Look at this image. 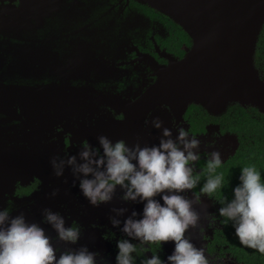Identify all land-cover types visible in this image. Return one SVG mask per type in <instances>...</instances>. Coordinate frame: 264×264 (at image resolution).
Returning <instances> with one entry per match:
<instances>
[{
	"label": "flooded vegetation",
	"instance_id": "1",
	"mask_svg": "<svg viewBox=\"0 0 264 264\" xmlns=\"http://www.w3.org/2000/svg\"><path fill=\"white\" fill-rule=\"evenodd\" d=\"M191 44L177 23L141 0H0V88L29 91L0 97V209L9 208L13 216L23 212L30 222H41L45 208L59 212L66 226L76 224L81 231L76 245L65 244L42 224L59 250L86 245L106 264H115L116 241L127 237L111 226L110 209H127L116 217L123 221L133 210L142 212L143 204L122 201L117 188L110 203L92 207L74 186L71 171L66 167L56 177L49 162L56 155H75L84 141L98 146L100 135L129 146L157 144L160 130L151 120L158 117L173 129V138L182 126L201 140L195 172L200 182L184 193L200 197L194 208L201 219L186 236L204 248L210 264H252L224 242L228 230L217 213L218 199L199 192L208 177L203 175L207 154L220 151L227 168L246 142L230 130L234 111L243 113L238 103L212 114L193 103L177 110L150 107L153 100L145 97L157 81V67L181 60ZM253 60L264 78V23ZM17 72L16 79L4 78ZM173 247L171 241L161 242V248L152 244L144 257L157 253L166 260ZM141 259L143 253L137 264Z\"/></svg>",
	"mask_w": 264,
	"mask_h": 264
},
{
	"label": "clouds",
	"instance_id": "2",
	"mask_svg": "<svg viewBox=\"0 0 264 264\" xmlns=\"http://www.w3.org/2000/svg\"><path fill=\"white\" fill-rule=\"evenodd\" d=\"M151 126L160 130L157 144L137 142L129 146L124 140L112 141L100 135L98 146L81 142L75 155L53 156L50 166L56 177L63 176L67 167L74 186L92 207L110 203L117 188L122 201L143 204L142 212L133 210L123 221L116 217L124 216L127 209H110L115 214L109 217L111 226L127 237L116 241L115 264H137L142 253L140 264H210L204 248H197L186 236L201 219L194 208V204L202 203L200 197L188 198L184 194L200 182L195 172L201 160V140L182 126L175 130L173 138V129L163 127L158 117L151 120ZM206 161L208 177L199 192L212 197L222 191L225 183L222 175L215 174L223 164L220 151L208 153ZM238 181L232 198L223 197L217 213L225 223L231 222L242 246L264 254V180L255 166H246L240 169ZM56 194V190L51 193ZM42 224H47L55 239L65 244L76 245L80 239V227L66 226L64 216L52 209H43L41 222H30L23 212L13 216L9 208L3 207L0 264H106L98 252L90 251L86 245L59 250ZM169 241L174 247L166 260L157 253L144 257L150 245L161 248V242Z\"/></svg>",
	"mask_w": 264,
	"mask_h": 264
},
{
	"label": "water",
	"instance_id": "3",
	"mask_svg": "<svg viewBox=\"0 0 264 264\" xmlns=\"http://www.w3.org/2000/svg\"><path fill=\"white\" fill-rule=\"evenodd\" d=\"M141 1L170 17L192 40L181 60L157 67V81L145 96L153 100L150 107L177 110L193 103L218 114L238 103L264 113V78L253 60L264 0ZM17 92L0 88V96Z\"/></svg>",
	"mask_w": 264,
	"mask_h": 264
},
{
	"label": "trees",
	"instance_id": "4",
	"mask_svg": "<svg viewBox=\"0 0 264 264\" xmlns=\"http://www.w3.org/2000/svg\"><path fill=\"white\" fill-rule=\"evenodd\" d=\"M181 28V27H180ZM237 107L242 110L243 113L235 110L236 122L230 127L231 132L237 133L240 137V141H246L240 150L233 155L229 162L228 167L222 166L216 169L215 174L222 175L225 178V183L222 191L219 194H213L216 197L218 204L221 207L220 201L223 197L227 199L232 198V189L239 183L238 176L240 169L246 166H255L258 171L261 172L262 180H264V113L259 112L254 107H241L237 104ZM245 137V138H244ZM250 139V141H248ZM208 174V170L204 171V176ZM225 223V218L222 217ZM227 238L225 243L229 244L235 254L244 255L246 261L254 264H264V254L257 252L254 249L246 248L242 246L237 237L234 235V229L231 222L225 224Z\"/></svg>",
	"mask_w": 264,
	"mask_h": 264
},
{
	"label": "rangeland",
	"instance_id": "5",
	"mask_svg": "<svg viewBox=\"0 0 264 264\" xmlns=\"http://www.w3.org/2000/svg\"><path fill=\"white\" fill-rule=\"evenodd\" d=\"M20 62L22 63V61H21V59H20ZM7 71V70H6ZM6 75H4V78L6 79V80H13V79H16V78H18V76H15V75H17L18 74V72L16 73V74H14V75H8L7 73H5ZM7 83V82H6ZM12 84V83H11ZM10 86H12V85H10ZM13 86H15V85H13ZM9 87V86H8ZM9 88H12V87H9ZM21 90H19V93H16L17 94V96L19 97V96H23L25 93H29V91H27V90H22L21 92H20ZM39 93H42V92H37V94H39ZM9 95H13V94H11V93H5V96L3 95V96H0L1 98L3 97H7V96H9ZM49 98V96L40 104V106L43 104V103H45L46 102V100ZM39 106V108H42V107H40Z\"/></svg>",
	"mask_w": 264,
	"mask_h": 264
}]
</instances>
